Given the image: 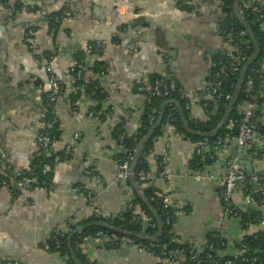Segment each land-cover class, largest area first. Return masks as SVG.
Here are the masks:
<instances>
[{
    "label": "crops",
    "instance_id": "0c3cea01",
    "mask_svg": "<svg viewBox=\"0 0 264 264\" xmlns=\"http://www.w3.org/2000/svg\"><path fill=\"white\" fill-rule=\"evenodd\" d=\"M7 2L8 6L0 9V161L10 183L28 172L34 159L36 137L44 124L47 67L64 85L54 106L60 141L70 142L74 134L79 140L75 154L55 166L49 192L12 195L0 187V263L11 259L19 264H66L65 258L45 249L56 227L78 225L95 211L110 217L126 212L128 192L115 179L118 164L112 132L122 119L128 133L138 130L144 98L137 87L149 86L154 75L165 76L193 94L208 86L211 63L226 55L224 40L215 30L224 20L222 6L219 0H192L185 5L186 11L180 8L182 0H128L119 14L113 0ZM55 12L63 18L61 26L51 33L41 20ZM122 19L127 21L120 26ZM32 27L36 28L33 49L24 41V34ZM92 41L104 44L103 61L107 66L104 108L111 113L102 122L87 118L92 105L89 100H80L75 106L70 102L73 53ZM161 55L167 59L164 67ZM262 91L264 97V82ZM189 115L191 121L205 118L198 104L192 105ZM259 148L261 158L244 160L252 163L251 176L264 182V142ZM219 153L215 161L202 163L200 171L222 175L227 161L241 159L233 143ZM167 154L171 176L168 192L171 200L184 208L174 227L178 242L200 247L216 235L226 246L219 252L231 255L233 245L243 236L264 229V218L259 226L252 224L244 229L239 221L226 216L220 189L194 180L199 171L190 168L194 144L174 128L167 138L154 141L149 159L151 173L156 172V160ZM87 159L93 162L97 180L85 174ZM232 204L243 206L242 195L235 193ZM261 213L264 216V200ZM82 228L78 225L76 230ZM87 255L97 264L158 262L137 246L106 251L95 241L89 242Z\"/></svg>",
    "mask_w": 264,
    "mask_h": 264
},
{
    "label": "trees",
    "instance_id": "16d2710c",
    "mask_svg": "<svg viewBox=\"0 0 264 264\" xmlns=\"http://www.w3.org/2000/svg\"><path fill=\"white\" fill-rule=\"evenodd\" d=\"M246 1L247 0H221L224 20L219 24V28L222 32H225V34H230L234 42H240V51L248 58L245 66L250 60H252L256 53V48L258 49L257 58L250 65L243 79L242 71L245 66L238 73L232 74L229 71H226L225 74L220 75L218 78H216V74L219 72V67H211L210 82L213 84L219 83V86L217 87L218 93L213 96L214 98L212 99V97L209 96L211 98H209V101H206V104L209 107L208 114L210 121L208 123L195 124L191 121L189 111L184 107V101L179 96L173 95L170 99L154 97L150 102L143 103L141 124L137 130L138 135L135 137L136 141H134L135 138L131 137L126 131L124 119H122L113 129L112 138L115 141V146L121 148V151L115 153L114 158L116 162L127 158L129 155L132 156V161L130 162V174L126 180V185L130 188L132 194L131 203L138 206L145 215L151 218V226L144 228L141 225L132 222L131 210H127L116 217L109 218H97L93 215L88 220L82 221L78 224L83 227L79 232H76L78 225L63 224L68 229V232L63 238H60L59 241L61 244L59 248H55L56 245L53 240L56 235V227L45 245L48 247V252L57 253L60 257L65 258L66 264H90L88 260L75 250L74 242L78 238L90 237L98 232H102L110 237L118 239L128 238L132 241L133 246H141L145 249L149 248V251L147 252L152 254L157 260L162 257V247L165 246L167 248L166 254L169 257H175L180 251V253L186 258H189L190 255L193 254L198 255V260L201 261V263H198L197 260L190 261L187 264H225L226 261H235V264H264V229H260L253 234H246L242 237L240 241L241 244L246 246V249L241 257L236 260L233 258V254L223 255L219 252V250H224L226 246H223V241L218 239L216 235L209 237L208 241L200 247H196L189 243L178 242L174 233V226L177 219L172 215L171 210L164 208L163 201L167 197H159L160 192L158 186L153 185L147 187L146 182L141 181L140 176L138 175L141 171L150 172V164L146 158L152 151L153 145L151 144V139L141 147L140 144L153 128V125L149 124L148 119L149 112L152 108H156L158 112L156 121H158L160 116L162 117L161 126L168 123L177 133L182 134L184 138L190 140L193 144L202 141L208 142L211 146V153L220 150L218 144L219 141L225 143L237 135L238 125L242 119L239 107L243 102H256L257 107H254L251 111L253 115L252 118H261L260 107L262 103H264V97H261V93L263 92V82L259 79L261 74L256 71L259 68V63L264 59V30L262 28V24H264V10L262 9L263 11L261 10L260 13H256L253 8L246 7ZM1 4L8 6L7 0L0 1V5ZM180 8L186 11L188 10L187 6H182ZM62 18L63 16L60 12H55L44 16L41 21L48 26L49 30H57L61 26ZM32 30H36V28L32 27ZM242 33L244 34L243 36L241 35ZM94 44L95 42L92 41L87 43L84 49L75 50L72 56V63H75L76 66L81 64L88 72H90L92 78L89 82L79 79L75 82V85H82L84 87L85 98L95 102L92 103L93 106L91 105L89 109L98 113L102 112V109L104 108L102 104L107 96L103 91V88L99 85V72L100 67L106 69L107 66L104 61L95 62L93 59L97 54L103 55L104 51L99 50L96 52L94 49H89L88 52L86 50V46ZM49 55H52V53ZM48 56H44L46 60ZM50 57L51 56H49V58ZM86 61L88 63H86ZM215 63H220L226 67L229 60L225 57H217L213 61V64ZM248 76L252 78L251 86H247ZM160 78H162V76L154 75L149 87L155 80ZM163 79L172 81L167 77H163ZM60 85L63 90L64 85L61 83ZM91 92L96 93L94 97L91 95ZM219 95H221V97L218 98ZM225 96H229L230 98L226 100ZM235 96L236 100L230 108ZM80 98L81 94L79 91L71 93V104L73 105L77 103ZM45 107L42 121L44 123H49L56 117L55 108L51 107L46 102V99ZM103 120L104 117H100L99 121L102 122ZM230 125H233V127H230ZM161 126L155 130L152 136L153 138L160 136ZM48 131L51 136L60 139L59 121ZM257 131L258 134L264 135V125L258 124ZM45 132L46 131L43 129L38 135H42ZM120 136L123 137L121 142L119 141ZM120 143L121 147L119 146ZM48 150L49 149L44 150L45 155L42 157H34L30 170L24 175L14 178L13 182L23 177L34 178L37 183L44 182L46 185L48 184L47 192H49L51 189L53 171L56 165L54 163V155L48 153ZM204 158V155H195L190 162V168L195 171L202 170V163L206 164L208 161H211L208 158ZM46 167L49 168V172L47 175H43V170ZM7 175L8 174L6 170L2 168L0 161V187L2 182H6L10 184L11 189H13L12 195L20 194V192L16 190V187L10 183ZM250 187L255 189L254 185H251ZM257 199L263 201L261 195H258ZM259 204L261 205L260 202ZM238 217L240 220L239 222L244 229L248 228L250 224L259 226L264 218L261 211H251L249 213L240 212ZM150 245H153V247L151 248ZM209 246H211L213 250H210L208 248ZM233 246L234 248H238L239 244L235 243ZM208 255H211V260L206 259ZM253 258H260L262 259V262L254 263L252 262ZM241 259L250 261L247 263L239 262ZM92 263L96 264V262ZM156 264L159 263L157 262Z\"/></svg>",
    "mask_w": 264,
    "mask_h": 264
},
{
    "label": "built area",
    "instance_id": "2783aa9c",
    "mask_svg": "<svg viewBox=\"0 0 264 264\" xmlns=\"http://www.w3.org/2000/svg\"><path fill=\"white\" fill-rule=\"evenodd\" d=\"M2 1V0H0ZM116 6V12L121 14L120 9L121 7L127 5L128 0H113ZM192 0H182V6L187 5ZM221 3V0H219ZM247 8H253L256 13H260V11L264 10V0H247L245 3ZM6 7L5 5L1 4L0 9ZM262 10V11H263ZM131 17H134V14L130 15ZM261 18V16H260ZM127 20L122 19L121 22L118 24L122 26ZM262 28L264 30V24H262ZM216 33L222 37L224 40L225 45V58L229 60L228 65L225 67L224 65L220 63H211V67H219V72L216 74V78H218L220 75H223L226 73V71H229L232 74L238 73L243 69L245 64L248 61V58L241 53L240 51V42H234L230 34H225V32H222L219 28V26H216ZM54 30L51 31L53 33ZM231 33V32H230ZM244 35L243 33L241 34ZM24 41L27 45H29L30 48H35L36 41H35V33L31 29H27L26 33L24 34ZM94 45L86 46V50L89 52V49H94V51L98 52L99 50L104 51V44L101 41H94ZM85 46L83 47V49ZM77 50V49H76ZM86 52V53H88ZM54 57V53H52V56L50 59ZM95 62H102L103 61V55L97 54L93 58ZM160 62L162 63V66L164 67L165 64H167V59L164 56H160ZM77 67V68H75ZM258 72L261 74L259 76V79L264 82V59L259 63L258 65ZM46 72L48 74V88L45 92V99L46 102L54 108L56 101L58 100L59 95L62 92L61 85L59 81L57 80L56 76L54 75L51 67L46 68ZM70 76L73 79L72 85L70 86V93H75L77 91L80 92L81 98L80 100H86L85 98V89L82 85H75V82L79 79H83L86 82H89L92 78L90 75V72L85 69L84 66L81 64L76 66L75 63H72L69 68ZM106 76H107V70L103 67H100L99 72V85L103 88L105 86L106 82ZM162 76V75H160ZM162 78L157 79L153 82V84L149 87H145L143 85H140L137 87V91L143 96L144 102H150L152 98L154 97H163L165 99H170L173 95L179 96L184 101V107L186 110H190L192 108V105L198 104L204 112L205 118L201 121L194 120L193 122L195 124H205L210 121L209 118V110L208 105L206 104V101H209V98L216 95L218 93L217 87L219 86V83H209L208 86L201 89L200 92L193 94L186 91H183L180 89L174 81H167ZM247 86H251L252 78L249 76L247 77ZM208 93V94H207ZM95 92H91V95L94 97ZM211 96V97H209ZM221 97V95L218 96V98ZM230 97L225 96V99L228 100ZM105 100L103 101V106H105ZM79 100V101H80ZM92 103H95L93 100H89ZM77 105V103L73 104L72 106ZM93 106V104H92ZM254 107H257L256 102L250 103V102H243L242 105L239 107V112L242 114V119L240 124L238 125L237 129V135L233 137L232 139H229L227 142L219 141V148H223L224 146L231 145L232 143L236 147V151L239 154V157L241 159L248 158V160L252 159H258L262 156V151L259 148V145L264 142V135L258 134V124L264 125V103H262L260 110H261V118L253 119L252 110ZM105 112V113H104ZM111 112L105 110V108L102 109V112L96 113L95 111L88 110L87 112V118L89 120H99L100 117H108ZM129 114V113H128ZM127 114V115H128ZM158 112L156 108H152L149 112L148 119L150 125H155L156 118H157ZM56 123H58L57 117H55L51 122L44 123L43 129L46 131L42 135H38L36 137V152L34 157H42L44 154V150L49 149L48 153L54 155V163L55 165L68 160L72 155L75 154L77 149V142L79 140L78 134H74L73 138L70 142L62 143L60 139H56L54 136H51L49 134V129L52 128ZM161 126V125H160ZM230 127H233V125H230ZM171 126L168 123H165L160 128V136L158 137H164L167 138L168 131L171 130ZM131 137H137L138 132H132L129 133ZM183 136L182 134H180ZM124 136V135H122ZM122 136L119 137V141H122ZM157 137V138H158ZM184 137V136H183ZM157 138L151 137V144H154V141ZM136 141V138L134 139ZM121 147V143L119 145ZM116 147V146H115ZM117 151H121V148L116 147ZM153 150V146H152ZM116 151V152H117ZM217 151V150H216ZM211 153V146L208 142L202 141L199 143L194 144V154L195 155H204L205 158H208L212 161H215V158L217 157L219 153L218 152ZM115 152V153H116ZM152 151L149 153L148 157L146 158L149 163V159L151 157ZM261 155V156H260ZM238 159H232L227 161L225 164V172L222 175H216L212 171H197L193 178L196 182L200 183H206L209 185H214L216 188L220 189L221 191V202L224 209V212L227 217L240 221L239 220V213L245 212L249 213L251 211H261L263 201H259L257 199L258 195H261L264 200V182H262L260 179H257L253 176L247 177L243 168L237 164ZM132 161V156L129 155L127 158L120 160L117 162L118 164V170L116 173V181L119 182L124 189L128 192L127 202H126V211L131 210L132 212V222L135 224H139L144 228H148L152 224V220L149 216L145 215L138 206L131 203L132 201V194L130 193V188L126 185V180L130 174V162ZM168 154L163 155L162 157L158 158L156 160V172L151 173L141 171L139 172V176L141 181L146 182V186H153V185H160L161 187H158L159 189V197H167L165 198L164 202V208L169 209L172 211V215L176 217V219L180 218L184 214V208L178 204L177 202L171 200L169 192H168V183L170 181V175L167 172V166H168ZM86 166L85 174L87 177L94 178L97 180V177L94 173V167L93 162L90 161V159L86 160L84 162ZM150 164V163H149ZM49 172V168L46 167L43 170V175H47ZM247 177V179H246ZM16 187V190L20 193L28 191V192H47L48 191V184L46 185L44 182L37 183V181L34 178L30 177H23L14 183H12ZM251 185H254L255 189L250 187ZM248 186V188H247ZM7 188L9 190V193L12 194L13 189H11L10 184L6 182L1 183V188ZM235 193H238L242 195L244 199V205L243 206H234L232 204V199ZM260 193V194H259ZM87 199L89 203H92V197L90 194H87ZM261 203V205L259 204ZM95 217H104L109 218L108 215H102L101 213L95 211L93 214ZM252 225V224H250ZM253 226V225H252ZM175 227V226H174ZM243 227V226H242ZM68 232V229L65 225H59L56 229V235L54 236L53 240L55 242V248H59L61 242L59 241L60 238H63L64 235ZM95 241L98 242L101 245V248L103 250L109 251L112 249L120 248L122 246L126 245H132V241L128 238L118 239L114 237H110L102 232L96 233L94 236L90 237H83L78 238L74 242L75 250L80 253L86 260L87 258V251L89 247V242ZM264 242V239H263ZM238 248H233V258L239 259L241 255L245 252L246 246L241 244V241H239ZM140 251L145 252L152 256V254L148 253V249H145L141 246H137ZM152 248L153 245H150ZM210 250H213L211 246L208 247ZM45 249L47 250L48 247L45 246ZM166 247H162V257L158 260L159 264H187L190 261L197 260L198 263H201L200 260H198V255H190L189 258H186L182 253H177L175 257H169L166 254ZM207 260H211V255H208L206 257ZM91 264L93 261L88 260ZM250 260L241 259L239 262H249ZM252 262H262V259L260 258H253ZM0 264H19L18 262L11 260V259H4ZM93 264V263H92ZM97 264V263H96ZM225 264H235V261H226Z\"/></svg>",
    "mask_w": 264,
    "mask_h": 264
},
{
    "label": "water",
    "instance_id": "95a60500",
    "mask_svg": "<svg viewBox=\"0 0 264 264\" xmlns=\"http://www.w3.org/2000/svg\"><path fill=\"white\" fill-rule=\"evenodd\" d=\"M257 52H258V49L256 48V53L254 54L252 60H250V62L244 67V69H243V71H242V79L245 77V75H246V73H247L248 68L250 67V65L256 60V58H257ZM242 79H241V81H242ZM238 88H239V87H238ZM237 91H238V89H237ZM236 94H237V93H236ZM235 100H236V96L233 98L232 103H231V105H230V108H231V106L234 104ZM230 108H229V109H230ZM161 118H162V117L160 116L159 119H158V121L155 123V125H154L153 128L151 129V131L148 133V135L145 137V139H144V140L142 141V143L140 144V147H141L144 143H146L148 140H150V138L153 136V133L155 132V130H156V129L160 126V124H161ZM224 122H225V120H224ZM236 162H237L238 165H240L241 167L244 168V171H245L246 176H247V177H250V176H251L250 170H251V168H252V166H251L252 163H251L250 161H247V160H244V159L237 160ZM82 229H83V228H82ZM82 229H78V230H76V232H79V231H81Z\"/></svg>",
    "mask_w": 264,
    "mask_h": 264
}]
</instances>
